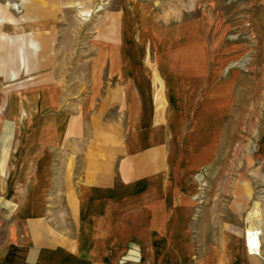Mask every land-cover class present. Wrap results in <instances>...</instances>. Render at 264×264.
Returning <instances> with one entry per match:
<instances>
[{
	"label": "crops",
	"instance_id": "obj_1",
	"mask_svg": "<svg viewBox=\"0 0 264 264\" xmlns=\"http://www.w3.org/2000/svg\"><path fill=\"white\" fill-rule=\"evenodd\" d=\"M135 13H114L95 48L98 87L79 110L58 87L30 107L28 144L64 149L32 161L59 156L64 167L34 165L28 184H0V264H264V188L251 203L243 181L197 185L216 158L233 81L217 84L212 31L141 26ZM102 81L112 83L103 93ZM250 226L261 233L255 255L245 250Z\"/></svg>",
	"mask_w": 264,
	"mask_h": 264
},
{
	"label": "rangeland",
	"instance_id": "obj_2",
	"mask_svg": "<svg viewBox=\"0 0 264 264\" xmlns=\"http://www.w3.org/2000/svg\"><path fill=\"white\" fill-rule=\"evenodd\" d=\"M127 11L140 15L141 26L166 28L197 22L212 31L216 47L211 64L219 69L217 84L231 77L233 81L228 91L230 108L218 119L227 126L218 131L215 162L199 169L197 185L204 189L209 181L223 184L227 180L230 185L243 181L250 202H256L264 188L260 178L264 172L260 157L264 149V0H0V184H28L34 165L64 167L59 156L56 161H32L43 150L64 155V149L28 144L25 138L33 123L30 107L38 103L40 92L43 101L45 91L58 87L63 97L73 100L69 110H79L81 98L93 95L98 87L96 45L113 31L114 13ZM6 31L14 33L4 35ZM13 43L24 45L25 51L17 52ZM109 86L112 83L102 81L99 92ZM14 107L20 113L12 119ZM18 120L27 125L18 127ZM43 133L40 130L39 136ZM208 170L216 171L217 178L210 179ZM225 171L229 176L220 177Z\"/></svg>",
	"mask_w": 264,
	"mask_h": 264
},
{
	"label": "built area",
	"instance_id": "obj_3",
	"mask_svg": "<svg viewBox=\"0 0 264 264\" xmlns=\"http://www.w3.org/2000/svg\"><path fill=\"white\" fill-rule=\"evenodd\" d=\"M243 237L247 254H258L261 245V233L258 228L254 226L248 227L245 229Z\"/></svg>",
	"mask_w": 264,
	"mask_h": 264
}]
</instances>
